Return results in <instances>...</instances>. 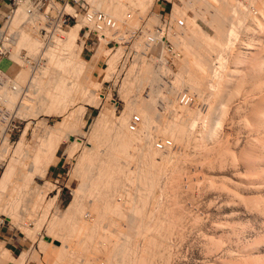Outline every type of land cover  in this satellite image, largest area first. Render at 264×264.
I'll list each match as a JSON object with an SVG mask.
<instances>
[{
  "label": "rangeland",
  "instance_id": "374dc122",
  "mask_svg": "<svg viewBox=\"0 0 264 264\" xmlns=\"http://www.w3.org/2000/svg\"><path fill=\"white\" fill-rule=\"evenodd\" d=\"M86 1L102 11L111 3ZM122 1L121 18L111 16L117 27L103 35L87 31L76 14L60 33L79 24L77 33L67 45L58 44L51 58L45 52L49 42L41 44V21L32 18L34 31L25 27L39 46L24 43L26 31L0 57L4 83H22L14 97L8 87H0V104L18 126L0 152V178L12 157L20 159L0 191V264L24 259L28 264H264V0H148L141 7L137 0ZM218 11L229 18L214 17ZM14 17L7 30L13 37L27 21L16 17L15 23ZM162 17L168 22L163 39L177 52L172 60L164 42L144 43ZM217 26L232 30L231 36L221 37ZM239 52L252 56V66L235 63ZM22 53L30 60L41 53L40 64L32 70ZM234 68L242 70L240 80L227 87L220 76ZM214 75L221 80L212 82ZM33 76L35 89L29 84ZM178 91L193 100L177 101ZM5 98L13 101L5 103ZM62 118L63 127L49 142L47 129ZM95 121L99 126L125 122L132 127V144L119 162L120 180H89L88 189L80 191L76 188L88 179L86 163L78 160L89 145L88 135L95 137L89 132ZM55 161L57 175L50 173ZM99 184L94 192L91 188ZM74 198L76 211L64 217Z\"/></svg>",
  "mask_w": 264,
  "mask_h": 264
},
{
  "label": "bare ground",
  "instance_id": "6f19581e",
  "mask_svg": "<svg viewBox=\"0 0 264 264\" xmlns=\"http://www.w3.org/2000/svg\"><path fill=\"white\" fill-rule=\"evenodd\" d=\"M95 1H98V0H95ZM108 1V0H107ZM120 1H122V0H111L110 2V5L109 6H107V4H105L106 6H107V8H106V10H105V7H104V10L105 11H108V14L110 15H108V14H106L105 12H104V10L102 11V8H101V10H100V8L99 9H97L96 7H94V5L92 6L91 4H90V7H91V9H95V10H100V11H102V12H104L107 16H109V17H116V15L117 14H119L120 12H119V9H118V6H119V4H121L120 3ZM146 1H148V0H137L136 2H137V4L139 5H137L138 7H141L142 5H144V3H146ZM226 1V0H225ZM101 3L103 2V4H104V2H106V0H101L100 1ZM227 2V1H226ZM225 2V3H226ZM101 3H98L97 5H99V4H101ZM107 3H109V2H107ZM125 3V2H124ZM129 3V2H128ZM135 3V2H134ZM233 3V2H232ZM122 4H123V1H122ZM127 3H125V5H126ZM102 5V4H101ZM105 5H102V7L103 6H105ZM124 5V4H123ZM135 5V4H134ZM65 6H67L68 8H69V6L68 5H65ZM65 6H64V8H65ZM122 6V5H121ZM136 6V7H137ZM66 7V8H67ZM101 7V6H100ZM224 7V6H223ZM68 8H67V10H68ZM123 8V7H122ZM108 9V10H107ZM236 9V8H235ZM66 10V9H65ZM69 10H70V8H69ZM218 10V9H217ZM261 10V9H260ZM71 11V10H70ZM225 11H226V9H225ZM223 12V11H222ZM221 12V14H220V12L218 11V12H216L215 14L216 15H214V17H216L217 16V18H219V17H223V19L225 18V17H228V15H226L227 13H222ZM16 13V12H15ZM125 13V12H124ZM229 13V12H228ZM236 13V12H235ZM264 13V12H263ZM18 14H19V16H18ZM122 14V13H121ZM14 16H15V14H14ZM13 16V17H14ZM18 16V17H17ZM22 16V17H21ZM23 10H22V8L20 7L18 10H17V14H16V17L19 19V18H23ZM125 16V15H124ZM16 17H14V20H13V22L15 21V19H16ZM111 17V18H112ZM118 17V16H117ZM119 17H120V14H119ZM213 17V18H214ZM121 18V17H120ZM229 18V17H228ZM21 19H19V20H21ZM82 19H84L83 21H84V24H85V26H90V24L89 23H86L85 21V18H83V16H82ZM113 20H114V22H115V24H117L116 23V19L115 18H112ZM219 19H221V18H219ZM219 19H218V21H219ZM232 19V18H231ZM12 20V19H11ZM17 20V19H16ZM24 20V19H23ZM27 20V19H26ZM35 20H37V19H35ZM34 20V21H35ZM120 20V19H119ZM213 20V19H212ZM18 21V20H17ZM33 21V19H29V20H27V21H25V24H27V25H25L24 24V26L23 27H25V26H27L28 27V29L30 30L32 27L35 29V27H36V25H37V23H35ZM37 21H39V20H37ZM121 21V20H120ZM224 21V20H223ZM11 22V21H10ZM217 22V21H216ZM15 23H17L16 21H15ZM14 23V24H15ZM18 23H20V21L18 22ZM222 23V22H221ZM23 24V23H22ZM223 24V23H222ZM235 24V23H234ZM9 26H10V23L8 24ZM7 25V28H6V31L7 30H9V26ZM28 25H30V28H29V26ZM33 25V26H32ZM218 25V24H217ZM220 25V24H219ZM22 27V29L23 30H21L20 29V31H22V32H19V31H17L16 32V34L14 33V35H16V36H14V40L16 41V38L17 39H19V38H21L20 36H22L23 38H25V35L24 34H26L27 32L26 31H28V29L26 30V28L27 27H25V28H23ZM117 27V26H116ZM234 27V26H233ZM25 29V30H24ZM34 29H31V32H33L34 31ZM79 29V24H75V25H73L71 28H70V30L69 31H67L66 33L65 32H63V33H60V35H58V36H60V37H58V36H54L53 38H52V40L47 44L48 45V47H45V49H46V54L49 56V54H48V52H50V55L52 54V52L54 51V48H57V45L58 44H61V42L63 41V43H69V42H71V40H72V38H74V36H75V34L77 33V30ZM108 29H112V28H107V27H104V28H102L101 30H100V34L101 35H103V33H101V31L103 32V31H105V30H108ZM230 29H233V28H231L230 27ZM264 29V28H263ZM33 30V31H32ZM113 30V29H112ZM216 30H217V32L218 33H220L219 35L221 36V37H223V38H229L230 36H231V33H232V30H223L222 28H221V26L219 27V26H217L216 27ZM247 30V29H246ZM234 31V30H233ZM24 32V34H22ZM29 32L30 31H28V36H27V34H26V37L28 38H26V39H24V40H26V41H24V43H26V45H27V42L29 43V45L30 44H32V48H33V45H34V48H35V46H39V45H37L38 44V40H36V41H33V40H35V36H30V35H32V34H34V33H30V35H29ZM216 32V33H217ZM20 33H21V35H20ZM32 39H31V38ZM34 38V39H33ZM222 39V38H221ZM61 40V41H60ZM163 40V39H162ZM14 41V42H15ZM17 41H19V40H17ZM20 41H21V39H20ZM31 41H33V42H31ZM35 42H36V44H35ZM180 42V41H179ZM218 42V41H217ZM216 42V43H217ZM225 42V41H224ZM16 43H19V42H15V44ZM21 43V42H20ZM226 43V42H225ZM233 43V42H232ZM14 44V43H13ZM22 44H23V42H22ZM64 44V45H65ZM188 44V43H187ZM28 45V46H29ZM67 45V44H66ZM69 45V44H68ZM37 48V47H36ZM52 48V49H51ZM228 48V47H227ZM44 49V50H45ZM53 50V51H52ZM41 52H42V50H41ZM44 52V51H43ZM44 52V53H45ZM41 54V53H40ZM236 54V53H235ZM45 55V54H44ZM46 55V56H47ZM74 55V54H73ZM222 55V54H221ZM248 55V54H247ZM52 56L53 55H51V58H52ZM50 57V56H49ZM251 57V59H252V56H250ZM54 58V57H53ZM67 58H69V57H67ZM74 59V58H73ZM251 59H249V58H247L246 56H243V54L241 55V53L239 52L237 55H236V57H235V63H237V64H239V65H242V68H243V65H245V66H247V67H249L250 66V64L252 63V61L253 60H251ZM63 60V59H62ZM66 60H68V59H66ZM206 60V59H205ZM69 61V60H68ZM72 61V60H71ZM74 61V60H73ZM226 61V60H225ZM255 61V60H254ZM63 62V61H62ZM66 62V61H65ZM61 63V62H60ZM70 64V63H69ZM73 64V63H72ZM198 64V63H197ZM196 64V65H197ZM237 64H235V65H237ZM63 65H64V63H63ZM67 65H68V63H67ZM234 65V66H235ZM255 65V64H254ZM65 66V65H64ZM213 66V65H212ZM211 66V67H212ZM215 66V65H214ZM228 66V65H227ZM251 66H252V64H251ZM200 67H202L203 68V66H200ZM247 67H245L246 68V70H247ZM199 69V68H198ZM211 69V68H210ZM212 69H214V68H212ZM211 69V70H212ZM42 70V69H41ZM201 70V69H200ZM203 70V69H202ZM210 71V70H209ZM214 71V72H213ZM212 72V74L211 75H213V74H216V69L215 70H213ZM216 71V72H215ZM241 69H232V70H230L229 72H228V75H227V77H226V75L225 76H222L223 74H221L220 72H218V73H220L221 74V76L220 77H222V80H223V84L226 86L227 85V87L228 86H230L231 87V85H235V82H237V80L239 79V77H240V73H241ZM3 72V71H2ZM4 73V72H3ZM58 73V72H57ZM210 73H211V71H210ZM243 73V72H242ZM22 74V73H21ZM38 74V73H37ZM41 74V73H40ZM218 75V74H217ZM249 75V74H248ZM24 76V75H23ZM55 76V75H54ZM58 76V75H57ZM62 76V75H61ZM210 77V76H209ZM212 77V76H211ZM210 77V78H211ZM216 77V75H214L213 77H212V79L214 78V79H218V77L219 76H217V78H215ZM220 77H219V79H220ZM17 78V77H16ZM32 80L29 82V84H31V87L33 86L34 87V89H35V86H34V81L35 80H37L38 78H36V76L34 77H32L31 78ZM212 79H210V80H212ZM212 80V82H214L215 80ZM246 79V78H245ZM61 80V79H60ZM59 80V81H60ZM221 80V79H220ZM220 80L218 81V82H220ZM240 80V79H239ZM9 81V80H8ZM11 81V85L10 84H8V83H4L3 82V85H1L2 87L3 86H6V87H8V89H10L11 91V94H12V96L14 95V96H16L17 94H20L21 93V91H22V86H20L19 84H22L21 82H20V80H19V82H18V80H16L14 83L12 82L13 81V79H11L10 80ZM52 81V80H51ZM57 81H58V78H57ZM206 81V80H205ZM36 82V81H35ZM38 83V82H37ZM202 83V82H201ZM220 84H221V82H220ZM238 84V83H237ZM53 85V84H52ZM58 85V84H57ZM78 85V84H77ZM59 86H60V84H59ZM58 86V87H59ZM219 86V85H218ZM28 87V86H27ZM57 87V88H58ZM60 87H62L63 88V84H61V86ZM64 87H65V85H64ZM220 87H222V86H220ZM224 87V86H223ZM222 87V88H223ZM229 87V88H230ZM234 87V86H233ZM30 88V87H29ZM45 88V87H44ZM49 88V87H48ZM78 88V87H77ZM86 88V87H85ZM216 88V87H215ZM6 89V88H5ZM46 89V88H45ZM88 89V88H87ZM219 89V88H218ZM217 89V90H218ZM225 89V88H224ZM236 89V88H235ZM24 91V90H23ZM58 91V90H57ZM231 91V90H230ZM20 92V93H19ZM32 92H34V91H32ZM59 92V91H58ZM61 92V91H60ZM63 92V91H62ZM61 92V93H62ZM87 92H88V90H87ZM4 93V92H3ZM2 93V94H3ZM6 93V97L8 96V90L5 92ZM57 93V92H56ZM75 93V92H74ZM10 94V93H9ZM10 94V95H11ZM53 94V93H52ZM85 94H87V93H85ZM222 94V93H221ZM91 95H93V94H91ZM13 96V97H14ZM9 97V96H8ZM13 97H11V99L13 98ZM64 97V96H63ZM62 97V98H63ZM15 99V98H14ZM5 100V103H9L10 101H13V100H10V98H5L4 99ZM6 100H10L9 102L8 101H6ZM66 101V100H65ZM71 101V100H70ZM83 101V100H82ZM143 101V100H142ZM63 102V101H62ZM226 103V102H225ZM52 104V103H51ZM69 104V103H68ZM19 106V105H18ZM140 106V105H139ZM222 106V105H221ZM225 106V105H224ZM58 107H60V106H58ZM66 107V106H65ZM138 107V106H137ZM81 109V108H80ZM18 110H19V108H18ZM85 110V109H84ZM49 111V110H48ZM81 111V110H80ZM143 111V110H142ZM145 111V110H144ZM212 111V110H211ZM75 112V111H74ZM77 112V111H76ZM82 112V111H81ZM72 113V112H71ZM101 113V112H100ZM213 113V112H212ZM61 114V113H60ZM73 114V113H72ZM102 114V113H101ZM211 114V113H210ZM70 115V114H69ZM75 115V114H74ZM74 115H71V116H74ZM100 115V114H99ZM98 115V116H99ZM14 116V115H13ZM71 116H68V117H71ZM106 116V115H105ZM147 116V115H146ZM152 116V115H151ZM68 117H66L65 116V118L67 119ZM102 117L103 116H101V119H102ZM153 117V116H152ZM65 118H62V120H60V121H58L57 123H55V125H53V126H51V127H49V129H47L48 130V132H49V135H48V137H47V140L49 139V140H51V138L55 135V133H57V131H60V130H58L59 128H60V126L64 123V121H65ZM73 118V117H72ZM98 118V117H97ZM107 118V117H106ZM187 118V117H186ZM74 119V118H73ZM77 118H75V120H76ZM81 123H80V125H79V128L76 130L77 132L79 131V130H81L82 128V125H83V123H84V119L83 118H81ZM86 120V119H85ZM104 120V119H103ZM103 120L101 121L102 123H103ZM112 120V119H111ZM188 120V119H187ZM71 121V120H70ZM107 121V120H106ZM67 122V121H66ZM100 121H95V123L92 125L93 127L90 129L91 131H89L90 132V134H91V132H92V130H93V134H95V137H91V135H88L89 136V140L90 141H88L87 140V142H85V143H88L89 145H87V146H85V148H83L81 151V155H80V159L78 160V162H81L82 164L83 163H86V166L84 167V168H82V169H84V171H85V178L86 179H88V180H85V179H81V181H83L82 182V184L81 185H79L78 186V188H76V189H78V190H84L85 191V189L87 188V187H89L90 185H89V183H91L89 180H93V181H97V179L99 180L100 178H102L101 180H102V182H103V178L106 180V179H108V178H110V180H113L114 178V180H120L121 178H120V172H122L123 173V170H122V167H121V169H120V166H122V165H120L119 164V162L121 163V159L124 157H127V151L128 150H126V148H128L132 143H131V140H132V133H131V128L130 127H128V126H126L125 125V122L123 123V122H118L119 124H118V126L115 124V123H113V122H110V124L108 123H106V122H104V124H102L101 125V123H100V125L101 126H99L98 125V123H99ZM172 122V121H171ZM182 122V121H181ZM185 122V121H184ZM202 122V121H201ZM208 122V121H207ZM75 123V122H74ZM188 123V122H187ZM217 123V122H216ZM69 124H70V122H69ZM127 124V123H126ZM186 124V123H185ZM184 123H183V125H185ZM65 125H66V123H65ZM91 125V124H90ZM169 126V125H168ZM186 126H187V124H186ZM185 126V127H186ZM208 126H210V125H208ZM63 127V125L61 126V128ZM73 127H75V126H73ZM78 127V126H77ZM100 129V130H99ZM170 129V128H169ZM99 130V131H98ZM185 130V129H184ZM209 130V129H208ZM200 131V130H199ZM211 131V130H210ZM72 132L73 131H71V134H70V129H69V132H68V134H70V136H75V137H77V139H76V141H79L80 139H79V136H76V135H74V134H72ZM75 132V131H74ZM76 132V133H77ZM82 132V131H81ZM60 133V132H59ZM58 133V134H59ZM67 133V132H66ZM79 133L80 132H78L77 134L79 135ZM83 133V132H82ZM208 133V132H207ZM210 133V132H209ZM68 134H66V135H68ZM178 134V133H177ZM81 135V134H80ZM83 135H84V133H83ZM82 135V136H83ZM66 137V136H65ZM68 137H69V135H68ZM67 137V138H68ZM61 138V137H60ZM91 138H94V140H91ZM140 139V138H139ZM48 140V141H49ZM21 141V140H20ZM76 141H74V142H76ZM81 141V140H80ZM135 141V140H134ZM45 142H47L46 140H45ZM50 142V141H49ZM49 142H47V144L49 145ZM58 142V141H57ZM77 144L75 145L76 147L78 146V145H80V143L78 144V142H76ZM82 143V142H81ZM19 145H17L16 147H17V149L20 147V144H21V142L20 143H18ZM46 144V145H47ZM73 144V143H72ZM74 145V144H73ZM72 145V146H73ZM85 145V144H84ZM99 145H101V146H99ZM82 146V145H81ZM48 147L49 146H47V147H45V148H47L48 149ZM50 148V147H49ZM144 148V147H143ZM6 149V148H5ZM73 149V148H72ZM128 149H130V147L128 148ZM75 150V149H74ZM28 151V150H27ZM39 151V150H38ZM38 151H37V153H38ZM44 153H43V155H42V157L45 155V152L46 151H44V149L42 150ZM48 151H49V149H48ZM40 152V151H39ZM129 153V152H128ZM49 154V153H48ZM49 156H50V154H49ZM38 157H40V156H38ZM45 157V156H44ZM122 157V158H121ZM36 158V157H35ZM23 159V158H22ZM43 159V158H42ZM45 159V158H44ZM129 158H127L126 160H128ZM18 161H20V159L18 160V159H14L13 157L9 160V163L7 164V167L5 168V170H4V172H3V175H2V177L0 178V191L2 190V188L4 187V185L5 184H9L10 182H8V180L9 179H11L12 178V173L14 174V172H15V166L17 167V162ZM48 161V160H47ZM123 161V160H122ZM131 161H132V158H131ZM130 161V162H131ZM89 162H92V163H89ZM98 163L99 164V162L100 163H102V164H100L99 166L97 165V166H95L94 165V163ZM81 163H80V165H81ZM34 164V163H33ZM132 164V163H131ZM131 164H129V166L131 165ZM84 165V164H83ZM127 165V164H126ZM129 166H126L127 168L129 167ZM79 167V166H78ZM81 167V166H80ZM83 167V166H82ZM94 169H96V174L94 175L93 174V172L95 171ZM94 170V171H93ZM133 170V169H132ZM17 171V170H16ZM83 172V171H82ZM148 172V171H147ZM146 172V173H147ZM84 173V172H83ZM82 173V174H83ZM150 174V173H149ZM84 175H81V176H84ZM129 175V174H128ZM152 175V174H151ZM124 176V175H123ZM146 176V175H145ZM93 177V178H92ZM114 177V178H113ZM118 177V178H117ZM125 177H126V175H125ZM147 177V176H146ZM111 178H113V179H111ZM124 178V177H123ZM130 178V177H129ZM10 181V180H9ZM86 181V182H85ZM108 181V180H107ZM126 181V180H125ZM8 182V183H7ZM101 182V183H102ZM111 182V181H110ZM118 182V181H117ZM120 182V181H119ZM118 182V183H119ZM98 183V182H97ZM99 183H100V180H99ZM107 183V182H106ZM112 183V182H111ZM126 183V182H125ZM92 184H93V182H92ZM91 184V185H92ZM94 184H95V182H94ZM104 184V183H103ZM102 184V185H103ZM97 185V184H96ZM94 186L93 185V187L91 188V189H95V188H99L100 187V184H99V186L97 187V186ZM107 185V184H106ZM7 186L8 185H6V188H7ZM116 186V185H115ZM122 186H124L123 184H122ZM124 188V187H123ZM5 189V188H4ZM88 189V188H87ZM90 189V190H91ZM89 190V191H90ZM5 191V190H4ZM3 191V192H4ZM79 191V192H80ZM96 191V189L94 190V192ZM101 191H102V189H101ZM76 192H78V191H76ZM87 192H88V190H87ZM97 192V191H96ZM123 192H125V191H123ZM128 192V191H127ZM85 193V192H84ZM99 193V192H98ZM120 193H121V191H120ZM3 194V193H2ZM2 194H0V195H2ZM5 194V193H4ZM82 194H83V192H82ZM76 195V194H75ZM105 195V194H104ZM108 195V194H107ZM85 196V195H84ZM94 196V195H93ZM99 196V195H98ZM121 196V195H120ZM2 197V196H1ZM10 197V196H9ZM23 197V196H22ZM97 197V196H96ZM100 198V197H99ZM133 198V197H132ZM127 199H129V198H127ZM14 200V199H13ZM97 200V199H96ZM5 201H6V199H5ZM76 201H77V199L76 198H74L73 199V201L69 204V206L67 207V209H66V212H65V214H63V216L65 217V216H67L69 213H71L70 211L71 210H73V208H74V206H75V204H76ZM99 201V200H98ZM101 201V200H100ZM80 202V201H79ZM137 202V201H136ZM82 203V202H81ZM90 203V202H89ZM88 203V204H89ZM93 203V202H92ZM125 203V202H124ZM2 204H4V203H2ZM16 204V203H15ZM113 204V203H112ZM117 204V203H116ZM116 204H113V205H116ZM80 205V204H79ZM13 205H12V201H8L7 200V207H12ZM81 206V205H80ZM85 206V205H84ZM87 206V205H86ZM107 206V205H106ZM117 206V205H116ZM119 206V205H118ZM6 207V208H7ZM77 207H79V206H77ZM77 207H76V209H77ZM98 203L96 202V203H94V209H98ZM13 208V207H12ZM82 208V207H81ZM84 208V207H83ZM86 208V207H85ZM90 208H91V206H90ZM92 208H93V205H92ZM91 208V209H92ZM104 208V207H103ZM111 208H112V206H111ZM129 208V207H128ZM134 208V207H133ZM5 209V208H4ZM10 209V208H9ZM110 209V208H109ZM114 209V208H113ZM116 209V208H115ZM125 209V208H124ZM15 210V209H14ZM80 210V209H79ZM100 210V209H99ZM105 210V209H104ZM138 210V209H137ZM17 211V210H16ZM15 211V212H16ZM76 211V210H75ZM74 210H73V213L75 212ZM133 211H134V209H133ZM93 212H94V210H93ZM96 212H97V210H96ZM95 212V213H96ZM105 212H107V211H105ZM119 212H121V211H119ZM13 213H14V211H13ZM16 214V213H15ZM88 214V213H87ZM104 214V213H103ZM118 214H120V213H118ZM139 214V213H138ZM11 215V214H10ZM81 215V214H80ZM98 215H100V214H98ZM97 215V216H98ZM110 215V214H109ZM69 216V215H68ZM86 216V215H85ZM102 216V215H101ZM113 216V215H112ZM120 216V215H119ZM137 216V215H136ZM30 217V216H29ZM73 217V216H72ZM77 218H79V217H77ZM94 218V217H93ZM118 218V217H117ZM130 218V217H129ZM134 218V217H133ZM13 219V218H12ZM87 219V218H86ZM110 218H108V220H109ZM134 219H136V218H134ZM134 219H132V220H134ZM140 219V218H139ZM72 220V219H71ZM111 220H113V219H111ZM128 220V219H127ZM130 220H131V218H130ZM129 221V220H128ZM135 221V220H134ZM101 222V221H100ZM114 222H116V221H114ZM131 223H132V221H130ZM129 222V223H130ZM138 222H140V221H138ZM70 223H72V222H70ZM77 223V222H76ZM82 223H84V221H82ZM112 223H113V221H112ZM111 223V224H112ZM120 223V222H119ZM119 223L117 224V225H119ZM130 223V224H131ZM135 223H137L136 221L134 222V225H135ZM141 223V222H140ZM81 224V223H80ZM86 224V223H85ZM94 224V223H93ZM139 224V223H138ZM92 225V224H91ZM113 225V224H112ZM111 225V226H112ZM129 225V224H128ZM143 225V224H142ZM67 226V225H66ZM106 226H108V224L106 225ZM137 226V225H136ZM70 227V226H69ZM75 227V226H74ZM114 227H116V226H114ZM86 228V227H85ZM102 228V227H101ZM129 228V227H128ZM127 228V229H128ZM136 229H139V228H137V227H135ZM93 229H94V227H93ZM120 229V228H119ZM95 230V229H94ZM122 230V229H121ZM124 231V230H123ZM140 232V231H139ZM143 232V231H142ZM141 232V233H142ZM84 233V232H83ZM126 233V232H125ZM85 234V233H84ZM98 234V233H97ZM151 234V233H150ZM128 235V234H127ZM130 235V234H129ZM152 235V234H151ZM131 236V235H130ZM53 238V241L54 240H56L58 243H55L56 245H61V241H58L57 240V238H54V236H52ZM92 237V236H91ZM152 237V236H151ZM93 238V237H92ZM155 238V237H154ZM70 239V238H69ZM94 239V238H93ZM110 239V238H109ZM120 239V238H119ZM152 239V238H151ZM74 240H75V238H74ZM81 240V239H80ZM111 241V240H110ZM45 242V241H44ZM86 242V241H85ZM116 242V241H115ZM41 243V242H40ZM49 243H52V242H49ZM54 243H52V245L54 244ZM74 243H76V242H74ZM162 243V242H161ZM85 244V243H84ZM55 245V246H56ZM76 245V244H75ZM80 245V244H79ZM92 245V244H91ZM119 245V244H118ZM145 245V244H144ZM144 245H142V246H144ZM64 246V245H63ZM53 247V246H52ZM120 247H121V245H120ZM124 247V246H123ZM126 247V246H125ZM78 248V247H77ZM116 249H118V248H116ZM121 249H122V247H121ZM4 250V249H3ZM87 250V249H86ZM120 250V249H119ZM123 250V249H122ZM121 250V251H122ZM128 250V249H127ZM130 250V249H129ZM124 251V250H123ZM62 252V251H61ZM82 252V251H81ZM125 252V251H124ZM167 252V251H166ZM5 253V252H4ZM64 253V252H63ZM84 253V252H83ZM116 253V252H115ZM1 254V253H0ZM91 254V253H90ZM93 254V253H92ZM123 254V253H122ZM55 255V254H54ZM60 255V254H59ZM69 255V254H68ZM80 255H81V253H80ZM117 255V254H116ZM121 255V254H120ZM125 255V254H124ZM124 255H122V256H124ZM114 256V255H113ZM59 257V256H58ZM79 257V256H78ZM77 257V258H78ZM129 257V256H128ZM65 258V257H64ZM71 258V257H70ZM94 258V257H93ZM97 258V257H96ZM125 258V257H124ZM90 259V258H89ZM123 259V258H122ZM65 260V259H64ZM67 260V259H66ZM77 260V259H76ZM75 260V261H76ZM79 260V259H78ZM93 260V259H92ZM100 260V259H99ZM108 260V259H107ZM128 260V259H127ZM97 261V260H96ZM102 261V260H101ZM66 262V261H65ZM78 262V261H77ZM109 262H110V260H109ZM109 262H108V264H109ZM60 263V262H59ZM69 263V262H68ZM74 263V262H73ZM107 264V263H106ZM118 264V263H117Z\"/></svg>",
  "mask_w": 264,
  "mask_h": 264
},
{
  "label": "built area",
  "instance_id": "2783aa9c",
  "mask_svg": "<svg viewBox=\"0 0 264 264\" xmlns=\"http://www.w3.org/2000/svg\"><path fill=\"white\" fill-rule=\"evenodd\" d=\"M65 5L71 6L72 11L65 10ZM19 6L22 7L24 19H40L42 25L39 27V31L41 32L42 45L50 42L54 36L60 35L64 27L73 21L76 14H80L85 18V22L90 24V26H85L87 31L92 30L96 37L97 32H100L104 27L116 28V24L111 17L100 10L91 9L86 0H0V57L9 53L11 48L14 37L12 32L6 31V28ZM167 23V20L162 17L153 31L145 36L144 43L148 47L157 42H164L166 50L164 52H167L172 60L177 52L173 50L172 46H168L165 39H163L164 34L167 32ZM21 56L31 66L32 70L40 64L41 54L39 53L36 60L25 58V53H22ZM167 57L165 59L168 62ZM5 77L0 69V87L3 85ZM176 99L181 103H189L193 100V96L185 91H178ZM17 127L12 112L0 104V152L4 144L10 141L11 134ZM1 160L0 155V164Z\"/></svg>",
  "mask_w": 264,
  "mask_h": 264
},
{
  "label": "crops",
  "instance_id": "0c3cea01",
  "mask_svg": "<svg viewBox=\"0 0 264 264\" xmlns=\"http://www.w3.org/2000/svg\"><path fill=\"white\" fill-rule=\"evenodd\" d=\"M57 162L58 161H55L54 163H53V166L51 167V169H50V173L51 174H53V175H57V174H59V166H60V164H57ZM17 242V241H16ZM19 244V243H18ZM17 246V245H16ZM21 247L23 246L22 244L20 245ZM14 248H15V245L13 246ZM21 252H19V254H20ZM19 254H18V256H19ZM17 256V257H18ZM27 261L28 260H26V259H24L23 260V262L22 263H20V264H28L27 263ZM19 264V263H18Z\"/></svg>",
  "mask_w": 264,
  "mask_h": 264
},
{
  "label": "water",
  "instance_id": "95a60500",
  "mask_svg": "<svg viewBox=\"0 0 264 264\" xmlns=\"http://www.w3.org/2000/svg\"><path fill=\"white\" fill-rule=\"evenodd\" d=\"M45 238H47V237H45ZM54 242H57L56 240H54Z\"/></svg>",
  "mask_w": 264,
  "mask_h": 264
}]
</instances>
